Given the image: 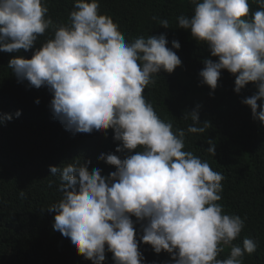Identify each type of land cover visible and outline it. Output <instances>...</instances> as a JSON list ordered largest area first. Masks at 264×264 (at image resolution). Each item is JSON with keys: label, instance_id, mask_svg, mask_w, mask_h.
<instances>
[{"label": "clouds", "instance_id": "clouds-1", "mask_svg": "<svg viewBox=\"0 0 264 264\" xmlns=\"http://www.w3.org/2000/svg\"><path fill=\"white\" fill-rule=\"evenodd\" d=\"M190 2L193 15L178 17L179 28L190 30L217 58L204 61L202 83L214 92L226 70L235 77L238 94L256 84L258 91L242 103L264 123V106L258 104L264 100V0H256L255 12L249 0ZM48 12L45 0H0V52L36 49L30 59L13 57L8 67L18 82L49 89L52 114L66 130L113 129L120 142L116 152L128 153L123 159L101 154L100 160L116 168L108 176L99 168L90 172L87 163L50 166L62 193L47 209L55 213L54 230L93 264H104L106 250L115 264H143L136 222L143 227L140 240L157 254L170 253L174 264H243L257 249L252 238L245 237L242 246L234 243L247 217L225 213L219 203L224 176L185 150L186 132L206 131L199 106L185 113L193 122L186 131H173L144 96L155 75L181 66L172 50L181 47L179 41H172V48L164 34L127 41L113 18L100 13L99 0H75L68 25H55ZM159 24L169 28L166 19ZM50 28L53 38L36 47ZM12 118L4 114L0 123ZM208 143L207 152L215 156L216 144ZM225 248L227 258H219Z\"/></svg>", "mask_w": 264, "mask_h": 264}, {"label": "trees", "instance_id": "trees-1", "mask_svg": "<svg viewBox=\"0 0 264 264\" xmlns=\"http://www.w3.org/2000/svg\"><path fill=\"white\" fill-rule=\"evenodd\" d=\"M47 14L55 25H68L75 0H45ZM100 13L111 16L125 39L132 42L144 36L166 35L182 64L173 73L161 71L144 92L157 114L173 125V131L187 130L193 122L184 119L186 112L199 106L200 123L206 124L203 134L186 132L185 150L207 161L211 168L224 176L222 199L219 203L226 214L247 217L240 238L257 243L256 251L245 255L243 264H264V123L253 119L251 108L242 100L254 95L256 84L249 83L238 94L234 91L235 77L221 72L214 90L202 83L199 76L204 61L211 56L209 47L196 41L190 30L179 28L178 17H191L194 5L190 0H99ZM250 9H259L256 0H249ZM157 17V20H153ZM167 20L169 28L159 24ZM54 29L38 37L36 47L53 38ZM35 48L18 53L0 52V116L12 119L0 123V264H93L75 250L70 238L53 228L55 213L50 205L62 196L59 176H51L50 166L67 163H87L89 171L101 169L103 176L116 171L115 166L99 159L101 154H116L123 159L127 152H116L120 142L114 130L75 133L65 129L51 111L53 94L47 87H31L25 80L18 82L8 67L10 59L23 56L30 59ZM39 100V103L36 101ZM264 106V100L258 101ZM21 115L16 116L17 112ZM204 126V125H198ZM216 144L215 156L207 152ZM51 185V186H50ZM24 196H20V192ZM134 222L136 218L132 217ZM139 250L143 264H174L166 251L157 254L151 245L140 240L142 224L136 222ZM229 249L219 258H227ZM104 264H115L113 254L106 250Z\"/></svg>", "mask_w": 264, "mask_h": 264}]
</instances>
